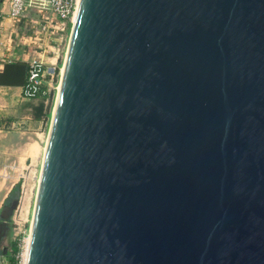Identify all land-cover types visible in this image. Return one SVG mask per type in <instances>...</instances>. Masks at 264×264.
<instances>
[{
  "label": "water",
  "instance_id": "water-1",
  "mask_svg": "<svg viewBox=\"0 0 264 264\" xmlns=\"http://www.w3.org/2000/svg\"><path fill=\"white\" fill-rule=\"evenodd\" d=\"M25 264H264V0H78Z\"/></svg>",
  "mask_w": 264,
  "mask_h": 264
},
{
  "label": "crops",
  "instance_id": "crops-1",
  "mask_svg": "<svg viewBox=\"0 0 264 264\" xmlns=\"http://www.w3.org/2000/svg\"><path fill=\"white\" fill-rule=\"evenodd\" d=\"M4 12L1 47L3 54L10 60L0 68V255L12 264L15 246L12 213L7 217L6 207L13 198H18L19 190L15 192L14 187L20 183L30 150L37 154L42 142L45 146L56 96L52 92L48 100L43 96L32 99L38 105L36 118L32 116L31 109L21 106V103L29 101L20 96L21 86L26 79L27 61L32 56L44 59L47 69L44 88L52 91L54 81L50 73L57 68H60L61 73L70 30L61 42L49 39L48 36L40 38L30 30L26 19L13 20L6 15L7 9ZM29 15L36 18L33 12ZM41 104L43 108L39 111ZM32 123L39 126L30 139L28 129Z\"/></svg>",
  "mask_w": 264,
  "mask_h": 264
},
{
  "label": "built area",
  "instance_id": "built-area-1",
  "mask_svg": "<svg viewBox=\"0 0 264 264\" xmlns=\"http://www.w3.org/2000/svg\"><path fill=\"white\" fill-rule=\"evenodd\" d=\"M78 0H2L0 8V68L10 58L2 52V20L6 15L13 20H27L30 30L38 37L48 36L61 42L63 36L70 30L73 23ZM33 12L36 18L29 14ZM39 39V38H38ZM27 74L25 82L21 86L20 96L23 100L36 99L43 96L48 100L50 89L44 88L46 78V65L44 59L32 56L27 61ZM53 79V74L50 73ZM51 88H53L51 86ZM57 90V87H55ZM19 185L18 202L12 211L11 223L13 229V241L16 247L14 264H25L31 220L28 219L29 193L24 175ZM32 219V217H31ZM29 226L27 227V223ZM0 264H9L6 258L0 255Z\"/></svg>",
  "mask_w": 264,
  "mask_h": 264
},
{
  "label": "rangeland",
  "instance_id": "rangeland-1",
  "mask_svg": "<svg viewBox=\"0 0 264 264\" xmlns=\"http://www.w3.org/2000/svg\"><path fill=\"white\" fill-rule=\"evenodd\" d=\"M53 74V88L50 93L49 98L52 97V92L54 93L55 96V87L58 86L59 78H60V68H57L54 71H51ZM34 100V99H33ZM33 100H29L27 102L21 103V106L25 109H31L33 113V117H37V104L33 103ZM32 117V118H33ZM35 126V127H34ZM39 126V125H38ZM38 126L35 125V123H32V125L29 126V137L30 139L34 136V130H38ZM44 128V126H43ZM44 147V143L42 142L40 151L37 152V154H34V151L30 150L29 152V158L24 166L23 171L21 172L22 175H24L27 187H28V193H29V209H28V219L29 222L32 217V211H33V206H34V200H35V195H36V189L38 185V180H39V174H40V167H41V162H42V157H43V151L42 148ZM22 177L20 179V183L22 181ZM19 183V185H20ZM18 184V183H16ZM15 188V187H14ZM16 189V188H15ZM16 191V190H15ZM29 222L27 223V227L29 226Z\"/></svg>",
  "mask_w": 264,
  "mask_h": 264
},
{
  "label": "trees",
  "instance_id": "trees-1",
  "mask_svg": "<svg viewBox=\"0 0 264 264\" xmlns=\"http://www.w3.org/2000/svg\"><path fill=\"white\" fill-rule=\"evenodd\" d=\"M1 2H2V0H0V4H1ZM5 68H6V67H5ZM39 107H40V108H39V111H41L42 108H43V104H41ZM15 188H16L15 190L18 191V190H19V184H17V185L15 186ZM16 191H15V192H16ZM15 251H16V247L14 246V253H15ZM11 263H12V264L15 263L14 254H13V257L11 258Z\"/></svg>",
  "mask_w": 264,
  "mask_h": 264
}]
</instances>
